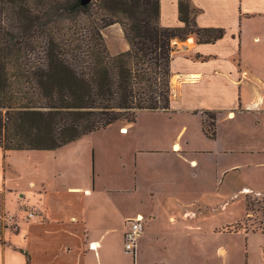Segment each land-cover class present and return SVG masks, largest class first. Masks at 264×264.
<instances>
[{
	"label": "crops",
	"instance_id": "0c3cea01",
	"mask_svg": "<svg viewBox=\"0 0 264 264\" xmlns=\"http://www.w3.org/2000/svg\"><path fill=\"white\" fill-rule=\"evenodd\" d=\"M180 1L160 0L161 26H184ZM189 1L200 28L225 34L173 41L170 109L118 125L124 148L93 150L87 135L55 150L0 147V218L13 216L0 264H264V233L236 229L247 214L224 195L246 166L264 165V0ZM106 31L124 37L119 24ZM139 216L130 252L125 233Z\"/></svg>",
	"mask_w": 264,
	"mask_h": 264
},
{
	"label": "trees",
	"instance_id": "16d2710c",
	"mask_svg": "<svg viewBox=\"0 0 264 264\" xmlns=\"http://www.w3.org/2000/svg\"><path fill=\"white\" fill-rule=\"evenodd\" d=\"M95 1L101 23L88 21L92 1L37 0L33 7L0 0L4 152L55 150L117 122L135 123L139 111L169 110L173 41L195 34L199 43H214L225 34L200 28V10L189 0L180 1L184 26L177 28L161 26L160 0ZM115 24L129 49L112 55L102 30ZM205 114L206 135L214 138L216 115Z\"/></svg>",
	"mask_w": 264,
	"mask_h": 264
},
{
	"label": "rangeland",
	"instance_id": "374dc122",
	"mask_svg": "<svg viewBox=\"0 0 264 264\" xmlns=\"http://www.w3.org/2000/svg\"><path fill=\"white\" fill-rule=\"evenodd\" d=\"M37 0H28V5H31L34 7L35 2ZM91 17L88 21L91 19H94L96 23H101V13H97L96 10V1L92 0V3L89 6ZM87 16H82V18L78 19V23L84 25L87 20ZM68 25V23H66ZM107 28H103L102 34L105 38L106 44L109 48V51L112 55H116V53L119 50L125 49V46H127V41L123 35L119 37L116 33H109L106 31ZM253 52L252 54H254ZM255 63V59H252ZM251 62V60H249ZM259 62V61H258ZM261 64V60H260ZM263 66L261 64L259 67ZM259 72L262 75L264 73L263 67L259 68ZM146 114L144 112L138 113L140 117L143 118ZM141 118V119H142ZM118 124H113L110 126L108 130H101L96 133H92L90 135H87V141L85 143V146L90 147L91 149H97L98 151L105 152L107 149L108 154H112L114 150L116 149H122L126 145L121 141L120 139V131L119 126L120 124L126 125L129 124L127 122H117ZM264 155H259L256 158L259 159L258 162H262L264 159H262ZM240 158L244 162H247L248 160L252 159V155H241ZM230 161V160H229ZM242 177L240 178V181L238 179L234 180L233 183L228 184L225 186V193L224 195L226 197H232L236 195V209L239 211L238 213L242 216L243 214H247V217L244 221L240 222L239 225H237L235 228L238 230H247V231H253V232H262L264 229V165L258 166V165H252V166H246L242 170ZM247 189V190H246ZM247 191V193L245 192ZM238 197V198H237ZM250 202L253 204V210L248 211L247 209V203ZM1 202V198H0ZM9 216H4V218H1L0 221V232H3V226L5 223H8ZM13 229L15 231L16 225H12Z\"/></svg>",
	"mask_w": 264,
	"mask_h": 264
},
{
	"label": "built area",
	"instance_id": "2783aa9c",
	"mask_svg": "<svg viewBox=\"0 0 264 264\" xmlns=\"http://www.w3.org/2000/svg\"><path fill=\"white\" fill-rule=\"evenodd\" d=\"M13 216H9L8 221H11ZM144 231V219L139 216L129 221V229L125 233V248L130 252H136L140 236Z\"/></svg>",
	"mask_w": 264,
	"mask_h": 264
},
{
	"label": "water",
	"instance_id": "95a60500",
	"mask_svg": "<svg viewBox=\"0 0 264 264\" xmlns=\"http://www.w3.org/2000/svg\"><path fill=\"white\" fill-rule=\"evenodd\" d=\"M92 0H81L83 5H88Z\"/></svg>",
	"mask_w": 264,
	"mask_h": 264
}]
</instances>
